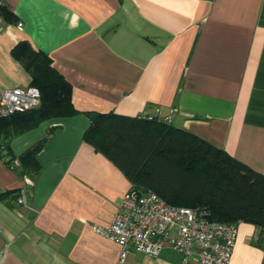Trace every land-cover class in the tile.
I'll return each mask as SVG.
<instances>
[{"label":"crops","instance_id":"1","mask_svg":"<svg viewBox=\"0 0 264 264\" xmlns=\"http://www.w3.org/2000/svg\"><path fill=\"white\" fill-rule=\"evenodd\" d=\"M2 6L12 20L0 14V99L31 84L13 52L27 40L71 83L76 110L9 136L0 149L4 264H182L170 246L156 257L131 248L121 260V246L96 231L112 224L132 184L84 137L88 113L157 117L264 174V0ZM35 146L32 171L22 157ZM238 229L231 264H264L257 226L241 221Z\"/></svg>","mask_w":264,"mask_h":264},{"label":"trees","instance_id":"2","mask_svg":"<svg viewBox=\"0 0 264 264\" xmlns=\"http://www.w3.org/2000/svg\"><path fill=\"white\" fill-rule=\"evenodd\" d=\"M0 14L12 20L4 6ZM14 55L41 92L37 108L0 118V149L9 136L36 127L44 119L75 113L72 85L51 58L27 41ZM91 127L84 137L104 152L138 190H151L173 205L198 208L222 222L247 221L258 228L256 243L264 247V174L200 137L157 117L89 112ZM40 146L22 157L38 169Z\"/></svg>","mask_w":264,"mask_h":264},{"label":"built area","instance_id":"3","mask_svg":"<svg viewBox=\"0 0 264 264\" xmlns=\"http://www.w3.org/2000/svg\"><path fill=\"white\" fill-rule=\"evenodd\" d=\"M40 101L41 92L33 85L9 87L0 99V118L37 108ZM19 201H25L24 195ZM96 231L121 246V260L131 248L156 257L170 246L183 254L182 264L192 260L231 264L239 235L236 222L211 219L198 208L173 205L156 192L141 191L135 185L122 198L112 224L96 227ZM8 247L6 244L2 251L0 264H4Z\"/></svg>","mask_w":264,"mask_h":264}]
</instances>
